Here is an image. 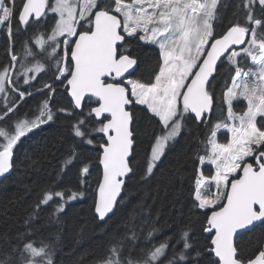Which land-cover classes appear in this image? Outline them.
I'll return each mask as SVG.
<instances>
[{
	"label": "snow or ice",
	"instance_id": "1",
	"mask_svg": "<svg viewBox=\"0 0 264 264\" xmlns=\"http://www.w3.org/2000/svg\"><path fill=\"white\" fill-rule=\"evenodd\" d=\"M0 34V177L35 130L69 133L22 228L0 232V264H55L45 229L88 194L92 264H264V0H0ZM172 153L164 191L184 204L166 230L151 206L118 215Z\"/></svg>",
	"mask_w": 264,
	"mask_h": 264
},
{
	"label": "trees",
	"instance_id": "2",
	"mask_svg": "<svg viewBox=\"0 0 264 264\" xmlns=\"http://www.w3.org/2000/svg\"><path fill=\"white\" fill-rule=\"evenodd\" d=\"M4 48V37L0 34V64L7 63ZM41 99L39 95L27 99L26 103L19 106L18 114L31 113ZM56 99L60 103H66L60 97ZM12 118L15 119V115ZM147 131L150 129L145 121L140 128L141 136ZM68 139L69 133L61 121L50 122L22 139L15 150V166L12 174L0 182V232L5 230L15 232L22 228L23 219L30 210V206L37 199L40 189L49 181V174L58 166L59 159L67 148ZM183 143L184 141H181V144ZM143 147L142 145L138 149L140 155L136 160L137 164L142 163ZM179 147L177 146L176 151H179ZM173 154H169V157L160 165L150 185H142L138 175L128 181L127 200L118 215L126 216L140 204L151 206L152 219L159 215L157 226L166 230V222H170L173 212L184 204L183 198L174 199L170 188L167 195L164 191L172 175L170 161ZM157 184L160 185L158 192ZM91 204L92 197L88 194L67 209V216L63 218L60 225L45 229L46 234L49 231L58 232L60 236L54 257L55 264H92L94 257L102 255L98 245L102 240L100 233L103 228L94 220ZM184 211L187 213V207H184ZM45 215L46 213H42V216ZM192 219L195 221V217ZM137 223H139V217ZM147 227L148 225H145V229ZM241 240L246 241L247 236L241 237Z\"/></svg>",
	"mask_w": 264,
	"mask_h": 264
},
{
	"label": "water",
	"instance_id": "3",
	"mask_svg": "<svg viewBox=\"0 0 264 264\" xmlns=\"http://www.w3.org/2000/svg\"><path fill=\"white\" fill-rule=\"evenodd\" d=\"M12 172H13V169L11 170L10 174H7V175L4 176V177H0V182H1L4 178H6L7 176H10V175L12 174Z\"/></svg>",
	"mask_w": 264,
	"mask_h": 264
},
{
	"label": "flooded vegetation",
	"instance_id": "4",
	"mask_svg": "<svg viewBox=\"0 0 264 264\" xmlns=\"http://www.w3.org/2000/svg\"><path fill=\"white\" fill-rule=\"evenodd\" d=\"M26 87V86H25ZM30 91H33V92H35V90L34 89H30ZM36 96H38V95H34L33 97H36ZM29 98H31V97H29ZM29 98H27V99H29ZM22 103H24V102H21L20 103V105L22 104ZM37 105V104H36Z\"/></svg>",
	"mask_w": 264,
	"mask_h": 264
},
{
	"label": "rangeland",
	"instance_id": "5",
	"mask_svg": "<svg viewBox=\"0 0 264 264\" xmlns=\"http://www.w3.org/2000/svg\"><path fill=\"white\" fill-rule=\"evenodd\" d=\"M74 203V202H73Z\"/></svg>",
	"mask_w": 264,
	"mask_h": 264
}]
</instances>
